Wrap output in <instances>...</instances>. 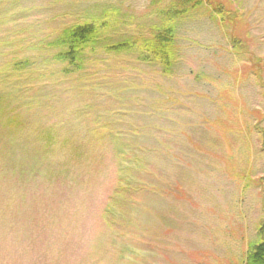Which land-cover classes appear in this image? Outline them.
Returning <instances> with one entry per match:
<instances>
[{"label": "rangeland", "instance_id": "1", "mask_svg": "<svg viewBox=\"0 0 264 264\" xmlns=\"http://www.w3.org/2000/svg\"><path fill=\"white\" fill-rule=\"evenodd\" d=\"M150 1L0 0V72L28 62L0 76V264H243L264 240V0L178 19L167 75L103 46L51 60L104 11V45L146 35Z\"/></svg>", "mask_w": 264, "mask_h": 264}, {"label": "trees", "instance_id": "2", "mask_svg": "<svg viewBox=\"0 0 264 264\" xmlns=\"http://www.w3.org/2000/svg\"><path fill=\"white\" fill-rule=\"evenodd\" d=\"M164 1H150L156 7V22L148 28L146 35L138 32L137 36L124 37L123 41L113 45H104L102 38L117 24V11H104L98 17H90L63 28L55 39L46 44L48 49L55 50L52 62L61 66L63 75L69 76L83 68L87 52L93 53L96 48L103 46L106 51L136 53L138 61L156 66L161 69V74L167 75L178 58L175 48L178 19L207 6L215 14L213 17L216 20L234 21L227 8L216 5L212 0H170L166 6L159 8ZM27 64L26 61L12 60L0 72V76L4 78L11 74L12 78L18 79L20 74L27 72ZM243 264H264V240L247 249Z\"/></svg>", "mask_w": 264, "mask_h": 264}]
</instances>
